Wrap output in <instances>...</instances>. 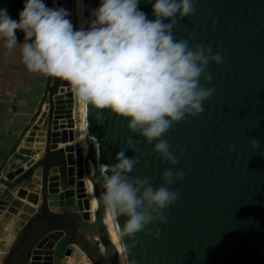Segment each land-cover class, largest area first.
Masks as SVG:
<instances>
[{
	"label": "water",
	"instance_id": "1",
	"mask_svg": "<svg viewBox=\"0 0 264 264\" xmlns=\"http://www.w3.org/2000/svg\"><path fill=\"white\" fill-rule=\"evenodd\" d=\"M45 2L48 7L73 11V0ZM154 2L141 0L139 5L149 19H154ZM83 3L85 19L90 18L91 9L100 6V0ZM192 32L195 38L190 45H211L228 62L209 65L208 72L214 77L211 84L201 77L205 87L216 88L214 96L204 102V112L188 117V123H176L164 137L174 149L186 152L183 156L176 153V169L183 170L185 179L173 190L180 191L181 197L166 211L167 225H157L159 239L136 235L139 243L130 260L135 264H264V0H199L196 14L178 20L173 34L188 39ZM100 114L103 125L97 123ZM86 122L91 171L99 193L94 221L85 208L90 209V200L83 206L79 196L74 198L76 192H83L85 182L77 183L84 173L77 169L82 151L75 144L72 86L48 77L33 124L22 136L27 138V147L42 154L31 158L27 171L14 182L2 181L11 197L12 191L16 193L9 213L17 214L23 208L27 217L7 255H0V264H41L47 239L52 249L48 264H56L75 244L86 249L94 264H121L104 215L112 220L116 234L117 225L122 227L126 218H113L102 206L103 177L130 136L137 142V153H144L132 178H148L159 187L170 165L153 152L155 142L148 145L129 131L127 120L109 110L86 106ZM253 138L261 141L259 149L251 147ZM233 144L236 150L230 152ZM134 155L127 152L128 157ZM53 180L57 193L51 191ZM54 198L66 208L56 210ZM3 208L0 203V219ZM100 234L108 254L101 249ZM117 238L123 254L118 234Z\"/></svg>",
	"mask_w": 264,
	"mask_h": 264
},
{
	"label": "clouds",
	"instance_id": "2",
	"mask_svg": "<svg viewBox=\"0 0 264 264\" xmlns=\"http://www.w3.org/2000/svg\"><path fill=\"white\" fill-rule=\"evenodd\" d=\"M198 2L155 0L154 19H149L139 7L141 0H100V6L91 9L90 18L85 19L83 0H76L78 29L69 10L48 7L45 0H24L19 21L11 18L7 8H0V39L9 50L21 46L29 71L67 81L83 105L109 110L127 120L129 131L148 145L155 142L153 152L170 165L159 187L148 178H132L144 153H137V142L130 136L103 177L102 206L113 218H126L122 227L117 225L123 243L122 264H135L130 256L139 243L137 234L160 238L157 225H167L165 213L181 197L180 191L173 190L185 179L183 170L176 169V153L183 156L186 152L174 149L164 137L176 123H188V117L204 112L203 104L216 88L205 87L201 77L211 84L214 77L208 72L209 65L228 62L211 45H190L194 32L188 39L174 36L178 20L194 16ZM17 31L24 33L22 44ZM97 123L103 125L102 114ZM251 147L259 149L261 141L253 138ZM130 150L133 157L127 156ZM235 150L236 145H231L229 151Z\"/></svg>",
	"mask_w": 264,
	"mask_h": 264
},
{
	"label": "crops",
	"instance_id": "3",
	"mask_svg": "<svg viewBox=\"0 0 264 264\" xmlns=\"http://www.w3.org/2000/svg\"><path fill=\"white\" fill-rule=\"evenodd\" d=\"M0 8H7L11 18L19 21L24 0H0ZM16 34L18 43L22 44L24 33L17 31ZM47 79L48 76L26 68L20 45L9 50L5 41L0 39V203L4 207V215L0 219V233L3 230L0 236L1 256L7 255L12 244L9 235L12 227L17 228L13 220L5 224L16 193L12 191L11 197L8 186L2 181L14 182L27 171L26 163L31 158H39L38 151L27 147V138L22 136L33 124L45 94Z\"/></svg>",
	"mask_w": 264,
	"mask_h": 264
},
{
	"label": "bare ground",
	"instance_id": "4",
	"mask_svg": "<svg viewBox=\"0 0 264 264\" xmlns=\"http://www.w3.org/2000/svg\"><path fill=\"white\" fill-rule=\"evenodd\" d=\"M80 27V18L77 16V29ZM76 119H77V124H76V132L78 134V137L75 140V144L77 145L78 149H81V156H78L77 158V169L78 171L83 172L86 178L87 176V184H85L84 187H82L81 189H84L83 192H76L75 197L74 198H78V196L80 197L78 200L82 203L86 202L87 199H90L93 203L92 208L91 209H86L88 212L91 213L92 216H94L93 221L95 220L96 214L98 212L97 208V203L99 200V193L96 189L94 180H93V176H92V171H91V165H90V160H89V149H88V139H87V122H86V106L83 105L79 99L78 96H76ZM74 103V104H75ZM75 113V112H74ZM86 163V164H85ZM85 165H87V169L85 172ZM82 174V173H81ZM82 177V178H83ZM51 191L53 192H58V185L57 182L55 180H53L51 182ZM78 193V194H77ZM104 215V214H103ZM92 218V217H91ZM104 220L107 223L109 230H110V236H111V241L117 246V248L119 249V254H120V263L122 264L121 261V247L117 238V234L115 232L112 220H110L108 217H106L104 215ZM100 241H101V249L103 251V253L108 254L104 243H103V239H102V234H100L99 236ZM49 241V239H47ZM46 242L45 245V249L43 252V257L40 261L41 264H48V261H51V257H52V249L50 247H48V243Z\"/></svg>",
	"mask_w": 264,
	"mask_h": 264
},
{
	"label": "rangeland",
	"instance_id": "5",
	"mask_svg": "<svg viewBox=\"0 0 264 264\" xmlns=\"http://www.w3.org/2000/svg\"><path fill=\"white\" fill-rule=\"evenodd\" d=\"M54 1H56V0H54ZM76 9H77V3H76V0H73V11H72V15H71V21L74 24V26L77 28V14H76ZM72 90H73V93H74V103H75L76 102V96H77V94H76V92L74 91L73 88H72ZM74 112H75L74 113V117L76 119L77 118L76 117V112H77L76 111V103L74 104ZM76 121H77V119H76ZM75 136H76L75 138L78 137V134H77L76 131H75ZM61 145H60V147H62ZM63 146H64V144H63ZM41 154L42 153H40L39 155L41 156ZM85 164H84V166H85L84 168H85V172H86L87 165H85ZM36 179H37V177L35 178V181L37 183L38 181ZM80 181H83V182H85V184H87L86 183L87 182V176H86V178L85 177H83L81 179L77 178V183L80 182ZM35 187H37V185H35ZM55 193H57V192H55ZM22 202H23L24 205H28L29 204V202L27 200H23ZM91 202L92 201L90 200L89 201L90 209L92 208V205H93V203H91ZM52 203L55 206V209L56 210L61 211V210H63V209L66 208V207H63V206H58L59 202H58V200H56V198L53 199ZM83 204L85 205V202ZM85 208H86V205H85ZM73 209H76V210H78V212H80L79 211V207H74ZM84 211H81V213H84ZM86 212H88L87 209H86ZM8 215H9V217L7 218L8 220L5 221V224H8L9 222H11L13 220V224L16 225V227H17V228H15V226H13L12 229H11L12 232H10V234H9V235H11L10 236V241L12 242V244H11V246H12L13 243H14V241H15V239L17 238L18 232L20 231V229L23 226V223L26 221L27 215L23 211V208H21L17 214H11V213H9ZM91 217H92L91 218V221H93L94 216L91 215ZM8 232L9 231H7V233ZM2 235H3V230L0 233V236H2ZM70 247H71V251L66 255V250H65L64 256L62 257V259L57 260L56 261V264H94L93 261H92V259H91V257H90V255H89V253L86 251L85 248H83L82 246L77 245V244L72 245Z\"/></svg>",
	"mask_w": 264,
	"mask_h": 264
},
{
	"label": "trees",
	"instance_id": "6",
	"mask_svg": "<svg viewBox=\"0 0 264 264\" xmlns=\"http://www.w3.org/2000/svg\"><path fill=\"white\" fill-rule=\"evenodd\" d=\"M64 253V250L61 251V255Z\"/></svg>",
	"mask_w": 264,
	"mask_h": 264
}]
</instances>
